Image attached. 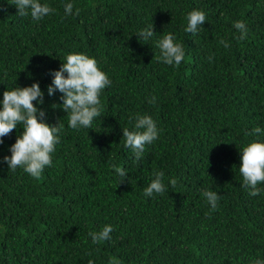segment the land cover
<instances>
[{
    "label": "trees",
    "instance_id": "16d2710c",
    "mask_svg": "<svg viewBox=\"0 0 264 264\" xmlns=\"http://www.w3.org/2000/svg\"><path fill=\"white\" fill-rule=\"evenodd\" d=\"M40 2L55 12L34 21L30 14L17 15L14 0H0V101L7 90L38 83L44 102L34 105L45 112V123L64 128L39 179L3 162L22 125L3 138L0 264L264 259V191L250 196L239 172V151L256 139L246 133L264 129V0ZM67 3L74 8L66 16ZM192 10L206 14L195 35L185 32ZM236 21L246 23L247 39H237ZM152 23L156 35L139 40L137 33ZM167 33L184 46L178 67L156 59V42ZM70 53L95 58L112 81L90 129L69 128L63 94L47 92L51 73ZM137 114L151 116L159 135L133 163L122 130H133ZM114 166L128 172L124 183ZM155 172L164 173L167 191L146 197L143 190ZM209 189L220 196L215 211L202 195ZM105 225L114 228L111 240L93 244L88 233Z\"/></svg>",
    "mask_w": 264,
    "mask_h": 264
},
{
    "label": "clouds",
    "instance_id": "9594fccd",
    "mask_svg": "<svg viewBox=\"0 0 264 264\" xmlns=\"http://www.w3.org/2000/svg\"><path fill=\"white\" fill-rule=\"evenodd\" d=\"M17 8V15L23 17L31 15L34 21H40L45 16L55 12L50 5L42 4L40 0H14ZM74 5L67 3L64 5L65 15L73 13ZM75 15H79L76 9ZM188 26L186 33L197 34L201 26L206 22V14L201 10H192L186 17ZM233 27L238 30L239 40H245L248 36L247 25L243 21H236ZM156 35L153 23L141 29L137 33L139 40L148 41ZM219 43L224 47H229L224 40ZM156 47L160 50V55L156 57L158 62L169 66H179L185 58L184 46L176 42L173 34H163L162 38L156 42ZM209 56V59H213ZM65 74H67L65 76ZM54 76L52 85L47 88L49 96L56 91L63 95L62 110L68 117V127L71 129L91 128L93 121L101 116L103 105L100 100L102 91L111 85L112 81L108 75L101 71L95 58L82 53H70L65 57V61L58 71L51 73ZM156 97H151L150 102L155 103ZM34 102L42 105L44 93L38 83H33L30 87L16 86L13 90L3 93V100L0 101V145L3 138L7 137L18 126L22 125V133L17 135L15 143L9 148L10 156L3 158L9 170L15 171L18 167L35 179H39L46 167L52 164V154L56 145L60 143V133L64 125L58 122L55 126H49L44 122L45 112L34 105ZM135 124L133 130L124 128L122 130L125 147L129 148L133 155V163H139L143 158L146 146L158 139V129L156 122L151 116L137 114L134 117ZM264 133V129L254 127L246 135L256 137L247 143L239 151L241 164L239 172L243 177L242 187L249 190L252 197L260 195L264 189L258 187L264 183V142L259 141V136ZM115 167V172L120 178V184L125 182L128 172L122 167ZM164 173L155 172L154 179L144 188V195L152 197L154 194L163 195L167 188L164 184ZM171 186L175 187L177 181L170 179ZM206 203L211 211H215L218 206L220 196L212 190L203 191ZM114 231L112 225H105L100 231L89 232L93 244L101 241L111 240V233ZM88 264H94L89 260ZM109 264H121L115 257L109 259ZM249 264H264V259L255 258Z\"/></svg>",
    "mask_w": 264,
    "mask_h": 264
}]
</instances>
